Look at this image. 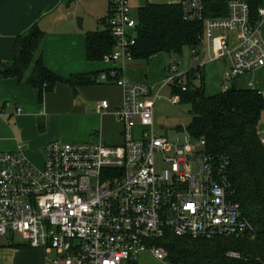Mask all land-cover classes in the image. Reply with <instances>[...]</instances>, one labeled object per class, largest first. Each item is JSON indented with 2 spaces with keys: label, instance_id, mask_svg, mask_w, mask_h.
<instances>
[{
  "label": "built area",
  "instance_id": "1",
  "mask_svg": "<svg viewBox=\"0 0 264 264\" xmlns=\"http://www.w3.org/2000/svg\"><path fill=\"white\" fill-rule=\"evenodd\" d=\"M206 1L226 2L227 14L206 17ZM108 3L100 31H107L115 46L106 59L131 60L136 14L129 0ZM178 4L184 21L203 23L200 44L209 60H230L222 74L223 86L264 67V0L257 19L252 18L247 0H178ZM215 48L220 53L211 57ZM190 52L193 68L202 70L196 48ZM178 66L165 67L166 76L154 95L147 82H129L115 70L97 76V83L122 91L121 104L113 112L122 126L119 145L53 141L43 148L41 168L27 158L25 144L0 153V240L8 238L11 244L19 236L30 249L52 256L45 264H136L144 254L165 261L159 242L167 234L202 240L251 234L253 228L234 200L227 158L207 153L203 137L187 135L183 143L171 142L155 131L153 103L161 89H186L190 70ZM196 76L199 79L200 73ZM247 87L255 90L252 83ZM171 102L178 104L179 98L172 96ZM109 107L106 100L98 105L103 113ZM20 114L22 109L0 102V123ZM259 141L264 146V133ZM192 163L197 167L193 174Z\"/></svg>",
  "mask_w": 264,
  "mask_h": 264
},
{
  "label": "trees",
  "instance_id": "2",
  "mask_svg": "<svg viewBox=\"0 0 264 264\" xmlns=\"http://www.w3.org/2000/svg\"><path fill=\"white\" fill-rule=\"evenodd\" d=\"M253 19L262 0H247ZM205 16H225L224 1H206ZM213 12V13H212ZM137 39L129 49L131 60L146 61L156 54L181 55L200 45L202 22H186L179 4L146 3L137 10ZM106 18L101 21L105 25ZM44 33L34 25L27 34L16 38L9 63L0 61V75L21 80L28 68L32 71L28 84L38 91L51 90L57 83H67L73 89L96 85L97 74L76 76L67 81L50 72L40 58L34 60ZM115 42L107 31L86 34V58L101 62L114 50ZM200 73L197 79L196 74ZM185 91L172 86V96L189 106L191 121L186 127L192 139L203 137L205 151L228 160L227 175L234 200L253 228L242 238L190 239L167 234L159 242L168 264H264V146L257 126L264 110L260 92L228 86L219 95L206 97L200 68H192L185 79ZM236 253L238 258L228 254Z\"/></svg>",
  "mask_w": 264,
  "mask_h": 264
},
{
  "label": "crops",
  "instance_id": "3",
  "mask_svg": "<svg viewBox=\"0 0 264 264\" xmlns=\"http://www.w3.org/2000/svg\"><path fill=\"white\" fill-rule=\"evenodd\" d=\"M90 2L92 1L81 0L74 3L72 0H0V61L9 63L16 38L27 34L37 25L44 37L34 54V60L40 58L50 72L65 81L76 76L99 75L110 70L117 71L120 77L132 83L149 84V75H155L156 79H160L159 82L163 81L166 66L163 62L160 67L152 63L162 53L146 61L113 62L106 58L101 62L87 60L86 34L92 32L85 30V18L82 14H91ZM150 3L178 4V0ZM108 6V0H105V15L100 22L107 17ZM74 17H82V29L78 28ZM231 39L234 43L235 35ZM262 39L264 42V22ZM196 50L204 64L202 77L205 96L221 94L226 89L222 85L221 74L229 69L230 60L227 57L209 60L203 53L201 44ZM219 53L215 48L211 57ZM29 76L26 73L18 80L0 75V102L11 108L22 109V114L12 115L6 122L0 123V153L14 152L18 144H25V154L29 160L34 157L42 160L44 146L53 141L71 144L98 141L108 145L121 144L122 126L113 114L122 101L120 88L113 84L98 83L73 89L69 84L60 82L51 90H43L39 100L38 91L27 82ZM248 83H252L263 97L264 67L236 79L229 86L246 89ZM149 85L154 88V85ZM104 100L110 105L106 113L98 109L99 103ZM262 113L257 126L258 137L264 133ZM8 242V238L0 240V264H45L43 257L49 254L44 251L30 249L23 242Z\"/></svg>",
  "mask_w": 264,
  "mask_h": 264
},
{
  "label": "rangeland",
  "instance_id": "4",
  "mask_svg": "<svg viewBox=\"0 0 264 264\" xmlns=\"http://www.w3.org/2000/svg\"><path fill=\"white\" fill-rule=\"evenodd\" d=\"M91 1L92 2H90L89 4L91 14L89 15L82 14V16L85 18V25H84L85 30L94 32L100 30L102 27L101 22L99 20L105 15V0H91ZM172 1H176V0H129L134 15L137 13V10L146 3H150V2L164 3V2H172ZM74 19H76V17H74ZM162 62L165 66L179 63L178 66L179 70H185L188 69L189 67L195 66V62L191 58L190 51H188L187 49H184L181 55L161 54L158 57V59L152 63L160 67ZM31 71L32 70L30 67L26 70L25 74L26 73L31 74ZM163 72L165 77L166 72L165 71ZM222 74H221V78H222ZM148 78H149V84L154 85V93H153L154 95L156 91H158L162 81L159 82L160 79H156L155 75H153V77L149 75ZM158 95H159L158 98L153 103V120H154L156 133L159 136L167 138L171 142H175L177 140L180 143H183L188 135L186 131V127L191 121L189 106L180 103L172 104L171 102L172 95L170 93L169 86L162 88ZM263 100H264V94H263ZM262 117H264V111L262 113ZM39 158L40 157L38 158L34 157V159L30 158V160L33 161L34 165L37 168L42 167V160L41 159L39 160ZM196 172H197V167L194 165V163H192L190 166V173L193 174ZM13 242L14 243L21 242L20 237L15 235L13 238ZM166 257H167V253H166ZM51 258H52L51 255H44L43 257L44 263L49 261ZM136 264H168V263L166 261L156 260L152 256L148 254H144L139 258Z\"/></svg>",
  "mask_w": 264,
  "mask_h": 264
},
{
  "label": "water",
  "instance_id": "5",
  "mask_svg": "<svg viewBox=\"0 0 264 264\" xmlns=\"http://www.w3.org/2000/svg\"><path fill=\"white\" fill-rule=\"evenodd\" d=\"M82 21L83 19L81 17L76 19V23L79 29H82Z\"/></svg>",
  "mask_w": 264,
  "mask_h": 264
}]
</instances>
